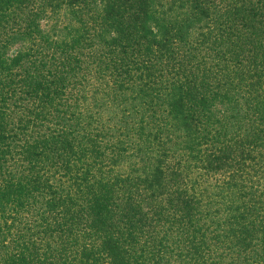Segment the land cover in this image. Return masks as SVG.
I'll return each instance as SVG.
<instances>
[{
    "label": "trees",
    "instance_id": "obj_1",
    "mask_svg": "<svg viewBox=\"0 0 264 264\" xmlns=\"http://www.w3.org/2000/svg\"><path fill=\"white\" fill-rule=\"evenodd\" d=\"M0 264H264V0H0Z\"/></svg>",
    "mask_w": 264,
    "mask_h": 264
}]
</instances>
